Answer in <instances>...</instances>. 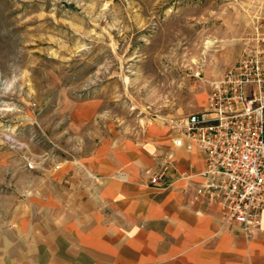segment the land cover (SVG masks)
Masks as SVG:
<instances>
[{
    "label": "rangeland",
    "instance_id": "rangeland-1",
    "mask_svg": "<svg viewBox=\"0 0 264 264\" xmlns=\"http://www.w3.org/2000/svg\"><path fill=\"white\" fill-rule=\"evenodd\" d=\"M262 19L264 0H0V219L60 161L203 110Z\"/></svg>",
    "mask_w": 264,
    "mask_h": 264
},
{
    "label": "crops",
    "instance_id": "crops-1",
    "mask_svg": "<svg viewBox=\"0 0 264 264\" xmlns=\"http://www.w3.org/2000/svg\"><path fill=\"white\" fill-rule=\"evenodd\" d=\"M165 128L148 143L137 134L105 140L13 193L0 264H264V215L251 238L224 223L197 197L203 153L176 146ZM166 162L161 185H151L148 171Z\"/></svg>",
    "mask_w": 264,
    "mask_h": 264
},
{
    "label": "built area",
    "instance_id": "built-area-1",
    "mask_svg": "<svg viewBox=\"0 0 264 264\" xmlns=\"http://www.w3.org/2000/svg\"><path fill=\"white\" fill-rule=\"evenodd\" d=\"M166 124L176 146L203 153L197 197L252 237L264 215V19L239 58L211 83L204 109ZM169 167L149 170V183L161 185Z\"/></svg>",
    "mask_w": 264,
    "mask_h": 264
}]
</instances>
